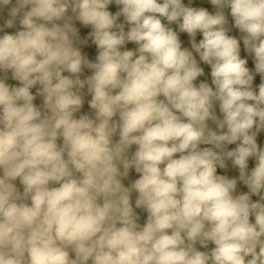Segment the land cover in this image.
Masks as SVG:
<instances>
[{
  "label": "clouds",
  "instance_id": "1",
  "mask_svg": "<svg viewBox=\"0 0 264 264\" xmlns=\"http://www.w3.org/2000/svg\"><path fill=\"white\" fill-rule=\"evenodd\" d=\"M210 3L15 0L0 264H264V0Z\"/></svg>",
  "mask_w": 264,
  "mask_h": 264
},
{
  "label": "trees",
  "instance_id": "2",
  "mask_svg": "<svg viewBox=\"0 0 264 264\" xmlns=\"http://www.w3.org/2000/svg\"><path fill=\"white\" fill-rule=\"evenodd\" d=\"M184 3H185V6H192V7H196V8H204L206 9L210 14H215L216 12V6L212 5L210 3V0H193V4L192 5H188V0H184ZM15 6V0H13V3L10 4V5H7V6H4L3 9H0V28H3V32H0V35H3L5 33L7 34H15L17 31L21 30V26L19 24V19L20 17L17 16L14 20V23H13V27L12 28H7L5 27V24H6V21L8 19H11L12 17L10 16V11H11V8ZM28 8H25L24 11H27ZM110 12H112L113 14L118 10L117 6L116 5H109V9H108ZM229 9H225V15H226V18L228 19V27L231 28V25H232V20H231V17L230 15H228L229 13ZM69 15H71V12L69 11L68 13ZM122 20V18H121ZM163 23H167L166 21H162ZM74 26H76L78 29H80V32L81 34H86V32L90 29H84L82 28L80 25H79V22H74ZM170 27L173 28V30L175 31H178V24H173V25H169ZM229 35L231 36H235L238 40L240 39V33L238 32V30L232 28L231 31L229 32ZM179 36H180V39L182 41V47H188L190 48V45L188 43V38H187V35L184 34V33H179ZM202 37L198 34L197 36V41L199 39H201ZM128 49H134L136 46L133 45V44H128L126 46ZM85 51L89 54L90 58H93L94 59V56H95V50H94V47L91 48V49H85ZM241 58H246L248 59V64L246 65L247 67L250 68V70L254 71V61L252 60V57L249 56L247 53L244 52L243 50V43L241 41ZM198 59V57H197ZM201 67L204 68L205 70V76L204 77H200L198 78L199 80H207L209 83H210V69L208 68L207 65H203L201 64L200 65ZM10 84L12 85H18V82L16 81H12L10 79V74H9V81H8ZM261 83V80H260V77L259 75H257L254 79V82H253V86L254 87H257L259 84ZM35 91V89L33 90V92ZM90 99V97H86V100H85V104H84V107L82 108V112H88L89 109H88V105H87V100ZM34 103H36L37 105H39L41 103V100L40 98H37L36 101H34ZM258 143H264V134H261V136L258 138ZM253 166V162L250 161V168ZM218 174H225L222 172V170H218ZM228 175L230 176H234V175H237L238 173L235 171V170H229V172L227 173ZM132 179H135V174L133 173L132 174ZM246 191V189H243ZM255 199V198H253Z\"/></svg>",
  "mask_w": 264,
  "mask_h": 264
}]
</instances>
